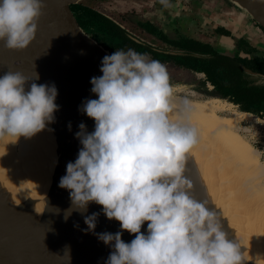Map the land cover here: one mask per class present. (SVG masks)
Returning <instances> with one entry per match:
<instances>
[{"label":"clouds","instance_id":"obj_1","mask_svg":"<svg viewBox=\"0 0 264 264\" xmlns=\"http://www.w3.org/2000/svg\"><path fill=\"white\" fill-rule=\"evenodd\" d=\"M43 7L42 0H0L3 46L26 48ZM100 72L90 79L97 98L82 103L94 131L78 125L82 147L58 186L76 210L96 203L119 222L120 231L96 234L113 249L105 264H241L239 245L227 239L216 211L191 194L186 161L198 134L182 118H170L176 105L167 66L133 49L115 50L103 57ZM30 80L20 71L0 77V139L31 137L54 122L55 85L32 82L26 91ZM98 215L84 217L87 231ZM123 231L134 239L125 242Z\"/></svg>","mask_w":264,"mask_h":264},{"label":"water","instance_id":"obj_2","mask_svg":"<svg viewBox=\"0 0 264 264\" xmlns=\"http://www.w3.org/2000/svg\"><path fill=\"white\" fill-rule=\"evenodd\" d=\"M89 1L91 0H42L44 7L37 21V30L26 48L7 49L0 41V77L8 71H20L25 77L32 79L25 84L26 91L32 82L54 84L58 92L55 103L59 106L54 113V122L50 123L51 136L56 143V158L50 175L45 174L48 184L45 197L38 201L29 194L28 188V191L21 193L25 188L9 185L15 180L19 182L24 181V178L31 179L28 173H31L32 161L23 152L28 143L26 140L30 139L21 136L14 143L15 154L19 157L18 166H0V264H105L113 249L100 241L96 234L120 231L119 222L107 219L102 206L89 203L86 211L76 210L69 198V191L58 186L60 178L66 174L67 163L76 160L82 147L75 137V133L79 131L78 125L84 123L87 132L94 131V121L83 113L82 103L87 99L97 98L91 92L90 79L102 75L101 61L105 55L112 54L81 25L77 17L74 6ZM228 1L241 14L264 28V0ZM262 39L264 41V37ZM244 70L255 74L247 68ZM35 73L39 79H35ZM186 100L189 99L173 94V103L181 107H184ZM185 124L193 127L188 122ZM199 136L198 143L190 151L186 161L188 171L185 175L193 183L191 194L197 200H208V207L216 211L227 239L239 245L241 264H264V246L257 244L256 236L249 237L252 244L245 243L238 235L237 227H232L227 218L230 215L224 208L223 198L227 200L229 193L228 182L231 180L238 190H243L244 172H237V164L234 168L229 163L223 168L225 179L217 177L216 172L214 175L209 174L204 163L213 155L208 153L206 147L202 148ZM254 149L264 166L261 152L255 147ZM202 152L206 153L205 158H202ZM210 163L214 164L213 161ZM249 182L257 190L264 187L262 176ZM232 197L233 207L229 201L228 203L231 210H234V215L241 207L235 208L237 200L233 195ZM92 213L99 215L94 231L90 232L87 231L84 217ZM240 228L244 231V228L249 227ZM141 231L147 234V222ZM122 239L130 242L134 239V234L123 231Z\"/></svg>","mask_w":264,"mask_h":264},{"label":"flooded vegetation","instance_id":"obj_3","mask_svg":"<svg viewBox=\"0 0 264 264\" xmlns=\"http://www.w3.org/2000/svg\"><path fill=\"white\" fill-rule=\"evenodd\" d=\"M106 1L76 7L96 39L109 44L113 52L133 49L172 67L179 75L168 70L177 94H208L227 100L237 111L249 112L251 117L240 125L249 141L264 151V28L258 22L228 0H151L144 3L142 14L132 16L136 20L123 23L104 12ZM111 25L124 31L127 40L110 39Z\"/></svg>","mask_w":264,"mask_h":264},{"label":"bare ground","instance_id":"obj_4","mask_svg":"<svg viewBox=\"0 0 264 264\" xmlns=\"http://www.w3.org/2000/svg\"><path fill=\"white\" fill-rule=\"evenodd\" d=\"M188 102V109L181 107L178 104L170 118L175 120L182 118L185 123L191 124L200 135L199 143L203 144L202 148H207L208 153L213 155L212 158L205 160V169L209 174L225 179V165L231 163L235 168L237 164V172L242 173L243 176V190H238L231 180L228 182L227 200L223 197L225 210L230 216H227L232 227H237V233L240 238H243L245 243L250 242V238L256 236L258 238L257 244L264 246V187L257 190L256 186H252L254 179L264 178V166L259 160L258 152L251 146L238 131L241 121L249 119L251 114L249 112L237 111L232 108V104L227 100H222L218 97H208L205 100H186ZM179 102H181L179 100ZM236 108V107H235ZM223 111L229 113L224 114ZM252 119V118H251ZM30 140L25 144L23 152L27 154V158L31 160V173L28 176L31 179L24 178V181L11 182L10 186H22L25 188L24 193L30 190L29 194L35 196L38 201L45 197L48 184L46 182V175H50L54 161L56 143L51 136L50 124L39 133L27 137ZM16 140L5 137L0 139V166L12 165L18 166L19 157L14 151ZM35 146V147H33ZM206 153L202 152V158H205ZM207 158V157H206ZM37 159V160H33ZM213 161V163H210ZM223 164V167H222ZM218 165V166H217ZM220 169H219V168ZM46 174V175H45ZM49 178V177H48ZM6 179V178H5ZM14 189V188H12ZM255 193V195L253 194ZM235 197L236 206L241 207L238 213L233 215V211L229 207V203L233 207V197ZM229 201V203H228ZM43 201L41 202V207ZM227 205V206H226ZM40 206V204H38ZM234 208V209H235ZM249 227L242 228L240 227ZM250 237V238H249ZM250 244H252L250 242ZM260 262H262L260 260ZM263 264V263H261Z\"/></svg>","mask_w":264,"mask_h":264},{"label":"rangeland","instance_id":"obj_5","mask_svg":"<svg viewBox=\"0 0 264 264\" xmlns=\"http://www.w3.org/2000/svg\"><path fill=\"white\" fill-rule=\"evenodd\" d=\"M98 0H91V1H89V2H86L85 4H91L92 6H94V5H96V2H97ZM149 1H151V0H107L106 1V3H105V10H104V12L105 13H107L108 15H110V16H112V17H114L116 20H118V21H120V22H126V21H129L130 19H133V20H136L137 19V17H133L132 18V16H138V15H140V13L142 12V11H144L145 9L143 8V6H144V3L146 2V3H148ZM109 7H111V10L109 9ZM216 12H219V11H217V10H215ZM143 13V12H142ZM141 13V14H142ZM150 14L151 13H149V14H146L147 16H150ZM219 19H222V20H224V17H221V18H219ZM127 23V22H126ZM125 25V27L126 28H128V29H132V28H130V26H128L127 24H124ZM167 69L168 70H170V74H171V71H173L172 69V67L170 68H168L167 67ZM175 72L176 71H173L172 73L173 74H175ZM175 76L177 77V76H179V75H176L175 74ZM189 77V76H188ZM185 79H188V78H186V76H185ZM170 84L171 85H175L176 84V82H174V81H170ZM177 85V84H176ZM173 94H175V95H177V96H179V97H182V98H186V99H189V100H205L206 99V97L207 96H209L208 94H206L207 96H205V97H197V96H191V97H185L184 95H180V94H177L176 92H174V90H173ZM208 98V97H207ZM224 114H227V113H224ZM244 127H242L241 125H240V127L238 128V131H239V133L246 139V140H248V142L250 143V144H252L250 141H249V139H248V137H247V135H246V133H245V131H244ZM253 145V144H252ZM251 145V146H252ZM254 146V145H253ZM252 146V147H253ZM255 148H256V146H254ZM253 147V148H254ZM258 151H260L261 152V156H262V159H263V161H264V151H261V149H259V148H256Z\"/></svg>","mask_w":264,"mask_h":264},{"label":"trees","instance_id":"obj_6","mask_svg":"<svg viewBox=\"0 0 264 264\" xmlns=\"http://www.w3.org/2000/svg\"><path fill=\"white\" fill-rule=\"evenodd\" d=\"M79 4L75 5L74 6V10L76 12V7L78 6ZM77 14V12H76ZM88 15L92 18H96L95 15H91V12L88 13ZM81 25L87 30L89 31L86 26L84 25V22L80 19V17L77 15ZM111 29H112V33H110L111 35H109V38L111 39V37L115 38L118 40V42H121L123 39H126L125 36H124V31H122L121 29H119L118 27L114 26V25H111ZM90 32V31H89ZM91 33V32H90ZM92 34V33H91ZM93 35V34H92ZM94 36V35H93ZM98 40V39H97ZM127 40V39H126ZM99 41V40H98ZM104 46H106L112 53L113 51L107 46L109 44H105L104 42L100 41Z\"/></svg>","mask_w":264,"mask_h":264}]
</instances>
